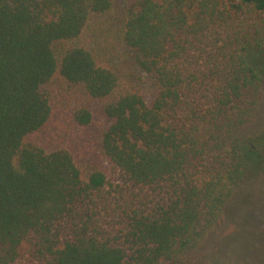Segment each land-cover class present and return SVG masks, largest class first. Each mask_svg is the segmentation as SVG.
Returning <instances> with one entry per match:
<instances>
[{
	"label": "trees",
	"instance_id": "1",
	"mask_svg": "<svg viewBox=\"0 0 264 264\" xmlns=\"http://www.w3.org/2000/svg\"><path fill=\"white\" fill-rule=\"evenodd\" d=\"M114 5L0 0V264H225L201 245L264 169V133L245 135L263 97L264 0H132L109 34L155 77L152 99L95 34ZM57 86L97 106L112 171L42 138ZM71 115L95 119L86 104Z\"/></svg>",
	"mask_w": 264,
	"mask_h": 264
},
{
	"label": "rangeland",
	"instance_id": "2",
	"mask_svg": "<svg viewBox=\"0 0 264 264\" xmlns=\"http://www.w3.org/2000/svg\"><path fill=\"white\" fill-rule=\"evenodd\" d=\"M131 1L115 0L113 10L99 21L102 23L95 34L101 40L109 38L112 41L117 47V62L122 67L126 65L125 68L129 70L127 77L130 82L148 99H152L157 90L155 77L136 65L132 52L120 43L117 34L116 37L109 34V24L117 23ZM56 90L59 93L58 105L49 127L41 133L42 138L48 143H63L72 148L86 170L101 168L107 172L112 171V165L101 153L98 141H95L103 124L97 106L79 90L66 93L58 86ZM84 104L95 112L94 122L89 128L75 127L71 112ZM254 133H264V85L261 104L245 135ZM201 252L216 263L264 264V169H255L249 173L204 239Z\"/></svg>",
	"mask_w": 264,
	"mask_h": 264
}]
</instances>
